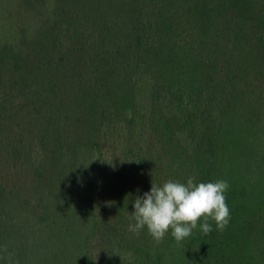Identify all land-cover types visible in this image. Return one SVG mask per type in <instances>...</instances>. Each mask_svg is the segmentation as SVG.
<instances>
[{
	"label": "trees",
	"instance_id": "1",
	"mask_svg": "<svg viewBox=\"0 0 264 264\" xmlns=\"http://www.w3.org/2000/svg\"><path fill=\"white\" fill-rule=\"evenodd\" d=\"M52 9L25 44L0 47V160L31 168L24 139L35 127L50 147L34 172L19 166L22 183L0 169V264H264V0H53ZM148 65L155 140L117 182L111 219L91 227L105 247L97 260L69 191L67 149L91 151L103 117L132 112ZM11 87L24 102H7ZM25 110L29 132L16 121ZM67 125L87 141L64 144ZM189 176L228 182L223 231L210 220L208 235L197 227L177 243L169 230L159 244L146 228L129 231L138 195Z\"/></svg>",
	"mask_w": 264,
	"mask_h": 264
},
{
	"label": "rangeland",
	"instance_id": "2",
	"mask_svg": "<svg viewBox=\"0 0 264 264\" xmlns=\"http://www.w3.org/2000/svg\"><path fill=\"white\" fill-rule=\"evenodd\" d=\"M22 1L0 0V47L5 44L12 46L25 44V38L36 28L40 18L53 10V0H44L37 7L22 4ZM151 75L152 68L149 65L139 71L132 89V112L119 117L109 113V119L102 118V126L96 139V148L92 145L94 143H91L92 150L87 151L88 143L78 144L87 141L86 135L84 134L83 139H79L78 132L80 131L69 125H67V129H64L66 132L61 139L64 144L67 142L73 146L77 144L79 147L82 146L79 150L75 149V155H70L72 151L69 146L68 157L64 160L67 170L71 169L73 172L69 191L77 196V203L83 207L81 212H78L81 226L85 227L82 236L92 238L89 241L90 250L97 260L100 259L105 247L100 242L101 232L99 229L98 235L95 236L92 235L91 227L96 223L111 219L117 182L120 181V177H127L137 170L135 167L139 164L140 158L147 153L155 140L152 135L156 132V126L152 125V120L155 119L158 122L160 117L157 112L153 113L152 110ZM10 83L12 82H7L5 86ZM14 88L11 87L7 91V102H24L26 97L20 96L21 93L15 91ZM67 99H70L69 95L62 98V100ZM169 106L166 102L163 103L160 112L168 116ZM26 112L25 110L19 114L16 121L17 126L25 127V132H29L30 129L27 125L29 123L23 118ZM158 125L160 126L161 122ZM31 131H33L32 134L24 139L27 141L26 144L31 145L28 153L31 168L25 165L22 159L13 157L8 164H4V161L0 160V169L12 185H17L28 179V174L23 172L19 166L34 172L42 164L41 161L48 156L49 139L46 143L43 142V135L36 127ZM76 139L77 141H75ZM118 172H122V174L116 175ZM87 200H89L88 204Z\"/></svg>",
	"mask_w": 264,
	"mask_h": 264
},
{
	"label": "clouds",
	"instance_id": "3",
	"mask_svg": "<svg viewBox=\"0 0 264 264\" xmlns=\"http://www.w3.org/2000/svg\"><path fill=\"white\" fill-rule=\"evenodd\" d=\"M226 180L197 182L189 176L186 183L169 179L162 185H154L138 195L133 202L134 211L129 214V231L139 234L144 228L156 244L162 242L171 230V236L179 243L192 235L194 229L208 235L215 229L223 231L230 222V210L225 193Z\"/></svg>",
	"mask_w": 264,
	"mask_h": 264
}]
</instances>
